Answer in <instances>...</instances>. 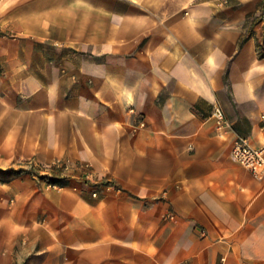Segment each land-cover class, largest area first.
<instances>
[{
  "label": "crops",
  "instance_id": "0c3cea01",
  "mask_svg": "<svg viewBox=\"0 0 264 264\" xmlns=\"http://www.w3.org/2000/svg\"><path fill=\"white\" fill-rule=\"evenodd\" d=\"M238 137L264 149V0H0L8 251L264 264Z\"/></svg>",
  "mask_w": 264,
  "mask_h": 264
},
{
  "label": "built area",
  "instance_id": "2783aa9c",
  "mask_svg": "<svg viewBox=\"0 0 264 264\" xmlns=\"http://www.w3.org/2000/svg\"><path fill=\"white\" fill-rule=\"evenodd\" d=\"M214 116L217 118L219 127L232 129L220 108L215 110ZM232 157L257 177L264 178V149L254 148L248 139L238 137L232 149ZM56 166H60V164H56ZM58 184V182L48 179L49 186L57 188Z\"/></svg>",
  "mask_w": 264,
  "mask_h": 264
},
{
  "label": "rangeland",
  "instance_id": "374dc122",
  "mask_svg": "<svg viewBox=\"0 0 264 264\" xmlns=\"http://www.w3.org/2000/svg\"><path fill=\"white\" fill-rule=\"evenodd\" d=\"M8 174L0 171V264H35L32 257L22 251H8V192L2 189Z\"/></svg>",
  "mask_w": 264,
  "mask_h": 264
}]
</instances>
